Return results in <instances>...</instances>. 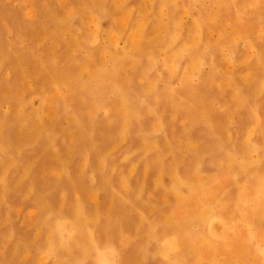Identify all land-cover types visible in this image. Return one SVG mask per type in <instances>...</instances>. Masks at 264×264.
<instances>
[{
  "label": "rangeland",
  "instance_id": "rangeland-1",
  "mask_svg": "<svg viewBox=\"0 0 264 264\" xmlns=\"http://www.w3.org/2000/svg\"><path fill=\"white\" fill-rule=\"evenodd\" d=\"M0 264H264V0H0Z\"/></svg>",
  "mask_w": 264,
  "mask_h": 264
}]
</instances>
